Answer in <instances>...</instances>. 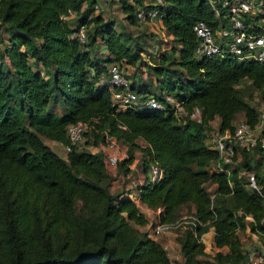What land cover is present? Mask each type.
Masks as SVG:
<instances>
[{
  "label": "trees",
  "instance_id": "trees-1",
  "mask_svg": "<svg viewBox=\"0 0 264 264\" xmlns=\"http://www.w3.org/2000/svg\"><path fill=\"white\" fill-rule=\"evenodd\" d=\"M116 1L124 19L117 23L92 14L97 0H0V264H245L248 252L237 232L264 234V150L237 142L224 160L225 151L205 135L213 132L214 116L218 134L232 133L238 111L250 126L257 122L249 91L264 99V62L193 56L194 23H224V11L216 15L209 0L150 4L171 44L154 62H144L147 34L132 30L142 23L134 10L148 5ZM261 16L247 14L245 21L258 31ZM80 24L84 43L70 37ZM97 43L104 53L95 50ZM111 61L135 70L145 63L144 75L131 76V89L161 102L171 95L183 113L169 106L116 110L109 88L95 84ZM195 108L198 118L191 117ZM76 121L93 125L88 137L97 150L72 147L61 157L44 139L66 143L65 127ZM104 131L126 151L114 174L127 180L139 150L141 183L109 190ZM151 162L162 170L155 184L144 175ZM135 191L141 204L159 209L163 222L190 205L194 223L174 240L180 259L171 260L151 235L152 223L137 230L148 216L136 205ZM209 228L217 249L207 254L202 234Z\"/></svg>",
  "mask_w": 264,
  "mask_h": 264
},
{
  "label": "built area",
  "instance_id": "built-area-1",
  "mask_svg": "<svg viewBox=\"0 0 264 264\" xmlns=\"http://www.w3.org/2000/svg\"><path fill=\"white\" fill-rule=\"evenodd\" d=\"M163 0H145V6H138L134 10L135 17L139 22L159 21L160 14L156 5L162 3ZM211 8L216 15L224 11L221 15L223 24L218 28H212L202 20H198L192 26L196 45L193 48L192 54L195 58H208L213 56L232 57L235 59H252L258 62H264V0L258 3V11L261 18H258L255 25L259 28L258 31L252 30V23L245 21V16L251 14L253 7L248 0H209ZM97 8V3L94 5V10ZM74 13L69 12V16ZM67 17V16H66ZM76 36L80 43L86 40L85 26L80 24L75 32L70 37ZM127 67L120 66L115 61L105 63V71L100 72L95 76V84L98 86H107L109 88V99L111 105L117 109L128 107H142L148 109H161L163 103L150 93L136 94L130 87V80L123 71ZM172 106H180V103L171 100ZM195 110H197L195 108ZM194 112V111H193ZM192 116V114H191ZM93 125L90 122L76 121L69 123L65 127L66 143L62 144L63 152L66 154L75 147L84 132H90ZM212 141L219 151H225L224 160H228L231 155V148L226 143L234 140L242 145L254 146L259 145L264 150V112L258 115L257 122L250 126L243 118L237 121L234 125L232 133L225 131L222 134L214 132L211 134ZM102 150L104 152V161L106 168L109 166L115 168L119 159L126 156V151L123 146L115 139L114 136L103 132L102 135ZM135 166V165H134ZM134 166L128 164V168L134 169ZM145 179L151 184L157 183L162 175V170L157 164L148 163L144 173ZM252 186L253 178L249 177ZM143 180V177H142ZM142 181H140L141 183ZM135 203L138 208L144 212H152L154 221L150 229L151 235L154 237L163 232L168 231L174 226L172 222H163L159 220V209H150L145 207L139 201L138 191L133 193ZM193 220L190 224L193 225Z\"/></svg>",
  "mask_w": 264,
  "mask_h": 264
},
{
  "label": "rangeland",
  "instance_id": "rangeland-1",
  "mask_svg": "<svg viewBox=\"0 0 264 264\" xmlns=\"http://www.w3.org/2000/svg\"><path fill=\"white\" fill-rule=\"evenodd\" d=\"M116 0H98L97 2V8L95 10L92 9V14H98L101 13L104 17L106 18H111L114 22H118V21H123V13L119 10V7L115 5ZM255 3V10L258 9V4L257 2ZM118 8V9H117ZM254 9V8H253ZM148 22H142L140 23L136 29L134 28L135 33H141V32H146V38H147V45L145 47V51L141 52V59L144 62H154L157 59V53L155 52L154 46L155 48H158V51H166L169 47V45L171 44L170 39L164 34V32L159 29V27L157 25H159L158 21H153V22H149V24H147ZM150 34V35H148ZM0 51H2V46L0 44ZM104 53V50H103ZM140 59V60H141ZM144 64L142 63L139 66V70H135V66H130L128 65L123 71H125V75L126 77L129 78V80L131 81V76L133 75H139L142 74L144 75ZM245 82H241L238 84V86L240 88L243 87V85L245 86V88H247L248 84L246 82V84H244ZM250 94H251V104H255V106L258 108V114L260 115L262 112H264V99H261L259 97L258 92L251 88L250 89ZM171 95H164V101L163 106H169L172 107L175 112L177 113V115H181L183 113L182 107L180 106H172L171 103ZM57 106H55L56 108ZM55 110H58L57 108ZM194 112H192V116L195 118V115H197L198 110H193ZM241 120V117L236 119V122ZM235 122V123H236ZM215 131L212 132V134ZM89 132H84L83 135L81 136L79 142L77 144H75V147L78 148H86L90 151H95L97 150V147L94 146L93 144L89 143L90 141V137H88L90 134H88ZM205 141L207 142H211L212 141V137L209 134L205 135ZM237 142H235L234 140H231L230 142H228V146L231 148L232 146H237ZM91 146V147H90ZM89 147V148H88ZM134 157H136V159L139 161V154L138 152L133 154ZM239 157V155H238ZM109 172L112 175V171L114 170V167L109 166ZM141 176V171H140V167H139V163L136 162V165L134 166L133 171L130 173L129 176H127V180L126 179H122V178H114V176H112L111 180L109 181V190L110 191H114L117 190L119 187L125 186V187H130L133 186V182L136 180V175ZM249 186H252V184L250 183ZM211 186L207 184V190H211ZM148 216L147 218V224L137 227V230H146L147 227H149V225L151 223H153L154 221V215L152 212H145ZM193 220V216H192V212H191V207L190 205L187 203L181 205L177 211V215L176 217L171 221L172 223H174V226L169 229L166 232H163L159 235L154 236L156 241H159L162 243V245L165 246L166 248V252L169 255V257L171 258V260H174V257L179 255V252L177 250V246L174 244V240L175 237L177 236L179 230L184 229L186 226L191 225L190 221ZM238 236L240 237V239L242 240L243 246L245 247L246 250H251V246L253 245V242H251V239L253 240L254 237H250V233L248 232V230L245 231H239L238 232ZM202 240L204 242V247H205V252L207 254H210L213 249H212V245L210 244V240H211V233L208 231L206 233L203 234L202 236ZM258 255L254 254L251 255L252 257V261L249 260L246 264H258L259 262H262V260L259 261V258H257ZM203 258H206V260H211L210 255H207L206 257L204 256Z\"/></svg>",
  "mask_w": 264,
  "mask_h": 264
},
{
  "label": "crops",
  "instance_id": "crops-1",
  "mask_svg": "<svg viewBox=\"0 0 264 264\" xmlns=\"http://www.w3.org/2000/svg\"><path fill=\"white\" fill-rule=\"evenodd\" d=\"M98 1V0H97ZM250 3H251V5H252V7L254 8L253 10H252V12H251V14H253V15H260L259 14V11L256 9L255 10V3L254 2H257V4L261 1V0H248ZM117 3V2H116ZM116 6H118V3L115 5V7ZM258 6V5H257ZM118 9V8H117ZM120 10V9H119ZM261 18V17H260ZM147 24H149V22L147 23ZM158 27H159V29H161L162 30V28L160 27V25H157ZM168 38H169V36L168 35H166ZM96 47H95V50L97 51L98 50V52L99 53H102L103 52V47H102V45L101 44H99V43H97L96 45H95ZM154 49H155V52L154 53H157L158 55L156 56V57H159V55L163 52V51H158V48H155V46H154ZM166 95V94H165ZM171 99H173L174 100V98L173 97H171ZM239 117H241V119L243 118V113L241 112V111H238V112H236L235 114H234V123L236 122V119L237 118H239ZM195 118H198V113H197V115H195ZM218 122H219V117L218 116H214V118L210 121V125H211V127H212V130L213 131H215V129L217 128V125H218ZM44 142L56 153V154H58L59 156H61V157H64L65 156V153L63 152V148H62V144L61 143H59V142H57V141H54V140H50V139H44ZM137 142H138V144L140 145V146H144V143L140 140V139H137ZM91 147V146H90ZM89 148V147H88ZM134 152L135 153H137L138 152V154H139V150H134ZM136 162L137 163H139V161L136 159V157H134L133 158V160H132V162L130 163V165H132V167L134 166V165H136ZM115 171H116V168H114V170L112 171V175L114 176V178H122V179H125V178H123V176L121 175V174H119V173H116V174H114L115 173ZM133 170H132V168H131V172H132ZM129 175H130V173H129ZM126 177H127V175H126ZM136 180L133 182V186H135L137 183H140V181H142V173H141V176H139L138 175V173H137V175H136V178H135ZM133 186H130V187H133ZM120 188V187H119ZM262 223L264 224V218L262 219ZM210 232L211 233V239H212V234H213V232H212V229L211 228H209V229H207L204 233H206V232ZM203 233V234H204ZM250 233V237L252 236V237H254L253 238V240L251 239V242H253V245L251 246V250H246L245 249V247L243 246V243H242V240L240 239V237H239V239H240V242H241V245H242V248L243 249H245L247 252H248V256H247V260H246V263L249 261V260H251L252 261V257H251V255H254V254H256V255H258L257 256V258H259V261L260 260H262V262H259L258 264H264V234L262 235V236H257V234H254V233H251V232H249ZM203 234H202V236H203ZM237 234H238V232H237ZM159 242V241H158ZM210 242V244L212 245V249L213 250H216L217 248H215L214 246H213V244H212V240H210L209 241ZM161 245H162V243L161 242H159ZM175 244V243H174ZM162 247L164 248V249H166L165 248V246L164 245H162ZM175 259H180V255H178V256H176V257H174ZM245 263V264H246Z\"/></svg>",
  "mask_w": 264,
  "mask_h": 264
}]
</instances>
